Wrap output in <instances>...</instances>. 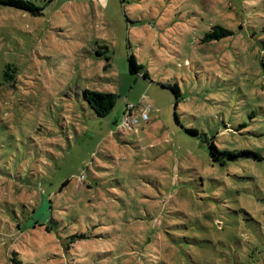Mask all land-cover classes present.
Masks as SVG:
<instances>
[{
	"label": "rangeland",
	"instance_id": "374dc122",
	"mask_svg": "<svg viewBox=\"0 0 264 264\" xmlns=\"http://www.w3.org/2000/svg\"><path fill=\"white\" fill-rule=\"evenodd\" d=\"M31 1L0 4V264H264V0Z\"/></svg>",
	"mask_w": 264,
	"mask_h": 264
},
{
	"label": "trees",
	"instance_id": "16d2710c",
	"mask_svg": "<svg viewBox=\"0 0 264 264\" xmlns=\"http://www.w3.org/2000/svg\"><path fill=\"white\" fill-rule=\"evenodd\" d=\"M0 4L10 5V6L19 8V9L30 11L31 13L37 12L39 9L38 7L35 6V4L31 0H0ZM231 33H232L231 30L224 28L221 25L214 24L210 27V29L207 32H205L201 40L203 42L218 40ZM127 63H128V71L130 73L132 74L140 73L145 78L149 77L147 70L140 71L142 70L143 65L136 60L135 56L132 53L127 54ZM162 86L168 87L173 92L174 99H175L174 100L175 106H176L179 102V97H180V89L177 83H174V84L167 83ZM83 96H84L85 101L88 103L89 107L98 116L107 115L113 108L115 99L117 97L112 92L97 91V90H90V89H84ZM131 110L132 109L129 107H125L122 110V120L120 121L119 125L124 124V119L127 114L128 116L131 115ZM136 120H137V117H134L133 123L136 122ZM189 132L193 134H197V132L194 129H189ZM208 146H209V154L211 155L212 160L215 161L219 157H222L223 155L222 152L218 150V148L214 145L212 141L209 142ZM229 156H235V154L231 153L229 154ZM222 163L223 162H221L220 164ZM78 179L81 180V178H78ZM11 263L12 264H32V263L21 262L19 259L16 258L15 253H13V256L11 257Z\"/></svg>",
	"mask_w": 264,
	"mask_h": 264
},
{
	"label": "built area",
	"instance_id": "2783aa9c",
	"mask_svg": "<svg viewBox=\"0 0 264 264\" xmlns=\"http://www.w3.org/2000/svg\"><path fill=\"white\" fill-rule=\"evenodd\" d=\"M141 117L145 119V118H146V112H143V113L141 114Z\"/></svg>",
	"mask_w": 264,
	"mask_h": 264
}]
</instances>
